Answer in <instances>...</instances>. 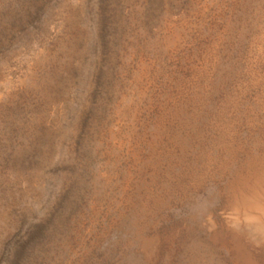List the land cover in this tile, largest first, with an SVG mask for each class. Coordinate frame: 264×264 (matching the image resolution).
Instances as JSON below:
<instances>
[{
  "label": "rangeland",
  "instance_id": "obj_1",
  "mask_svg": "<svg viewBox=\"0 0 264 264\" xmlns=\"http://www.w3.org/2000/svg\"><path fill=\"white\" fill-rule=\"evenodd\" d=\"M263 194L264 0H0V264H264Z\"/></svg>",
  "mask_w": 264,
  "mask_h": 264
},
{
  "label": "bare ground",
  "instance_id": "obj_2",
  "mask_svg": "<svg viewBox=\"0 0 264 264\" xmlns=\"http://www.w3.org/2000/svg\"><path fill=\"white\" fill-rule=\"evenodd\" d=\"M264 196V194L262 195ZM255 196L246 200L244 206L246 210H256L259 216L250 215L246 216V222L243 223L239 217H234L228 220V224L232 225L236 232L246 233L254 240L255 243L264 239V197ZM249 206V207H248ZM245 236V235H244ZM258 240V241H257Z\"/></svg>",
  "mask_w": 264,
  "mask_h": 264
}]
</instances>
